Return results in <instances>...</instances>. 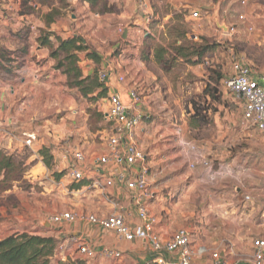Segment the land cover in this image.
<instances>
[{
    "label": "crops",
    "instance_id": "crops-1",
    "mask_svg": "<svg viewBox=\"0 0 264 264\" xmlns=\"http://www.w3.org/2000/svg\"><path fill=\"white\" fill-rule=\"evenodd\" d=\"M48 1L0 0V154L23 159L28 176L39 170L53 175L67 172L73 163V152L80 150L85 156L80 168L90 177L100 176L93 170L92 161L108 151L107 138L111 132L107 127L86 131L79 123L81 116L73 109L79 100L85 102L86 99L66 86L67 78L54 68L56 61L50 57V50L40 46L43 37L47 36L55 48L56 38L65 40L78 36L86 24H91L94 34L89 41H98L106 50L107 45L118 43L116 40L120 39L121 44L112 48V52L118 48L120 52L115 56L114 53H103L102 49L94 51L99 59L97 64L79 55L77 66L83 77L91 76L94 71L97 76L109 73L104 84L107 95L100 100L106 103L105 108H108L107 99L111 95L119 97L126 105L132 100L130 92H135L139 98L137 109L142 122L134 131V142L146 160L145 170L153 193L147 207L155 218V233L167 241L177 230L188 229L192 248L204 247L208 251L193 259L191 264H212V253H218L221 262L226 264H252L251 242L264 239V209L253 200L245 201V196L242 199L233 197L224 185L231 181L239 183L242 175L249 171V167L244 169L240 163V152L246 149L241 147V142L246 141L247 149L251 151L258 132L240 127L244 126L241 111L233 114L229 108L216 107L214 102L211 105L214 109L205 113L210 123L200 128L191 126L196 122L192 95L206 89L219 90L224 86L225 78L217 69L207 68L208 63L193 65L176 56L167 48L166 31L173 24L192 22L179 9V3L203 12L205 17H201V22L212 23L220 34H225L221 27L231 25L229 17L236 21L231 25L234 27L241 24L236 19L239 14L248 16L242 24H251L264 17V0H248L246 7L230 4L227 0H170V11L163 17L161 26H157L163 31L165 43L149 39L153 24L145 20V13L152 18L147 3L142 11L137 9L136 0H119L112 2L114 9L99 12L91 0ZM156 16L157 19L158 14ZM124 24L133 28L123 27ZM119 28L121 35H117ZM140 33L142 38L137 35ZM205 34L209 36V31ZM184 36L187 38V34ZM182 43L175 40L172 44L177 47ZM160 50L167 53L158 56ZM165 61L168 62L166 65ZM119 77L123 78L122 82H118ZM205 98L209 99L208 96ZM93 102L90 101L91 108ZM105 114L103 112L104 121ZM204 132H212V135L195 138ZM29 136L32 140L26 146ZM44 148L50 150V169L42 166L39 151ZM213 161L218 162L216 169H213ZM122 167L111 164L101 173L104 176L115 174L122 171ZM138 171V168L132 170L133 174ZM3 177L0 173V199L17 191L19 184L16 180L3 181ZM209 179L216 180L218 185L212 191L207 189ZM68 182L66 175L60 178L57 190L64 193L67 204L78 213L82 212V199L88 206L84 207L86 214L105 216L111 212L112 206L104 202L99 190H85L88 181L79 188L72 184L70 193L64 188ZM242 188L235 190L247 193ZM28 191L31 200L34 194L31 189ZM107 193L114 205L125 209L127 221L138 225L136 210L130 201L132 193L117 183ZM46 194L49 191L44 189L40 195L46 197ZM12 213L16 215L15 210ZM4 216L0 210V240L28 233L51 236L58 241L50 264H70L75 260L84 264H153L156 257L145 242L118 241L112 232L87 222L63 224L53 233L51 229H45L43 223L32 227L31 220L27 222L26 219L23 226L10 227L1 220ZM81 244L93 249L95 257L86 259L77 252L74 254V248ZM66 246L68 249L63 251ZM105 249L118 251L122 257L106 259L102 256ZM160 256L172 262L175 259L174 255L163 253Z\"/></svg>",
    "mask_w": 264,
    "mask_h": 264
},
{
    "label": "built area",
    "instance_id": "built-area-1",
    "mask_svg": "<svg viewBox=\"0 0 264 264\" xmlns=\"http://www.w3.org/2000/svg\"><path fill=\"white\" fill-rule=\"evenodd\" d=\"M113 3L119 0H111ZM230 4H237L240 7H246L248 0H227ZM136 6L139 10L146 9L145 0H136ZM179 9L187 15L192 22H200L201 17L198 11H193L185 3L178 4ZM264 14V10H263ZM151 16L145 13V20L149 23ZM236 19L240 23L246 22L248 16L239 14ZM225 33L234 31V26H227ZM251 31V27L249 28ZM118 32L122 34V29ZM109 73H100L98 80L105 84ZM123 78L119 77L118 82ZM224 87L241 111L243 122L253 127L264 137V73L256 72L250 66L239 60L232 61V72L229 78L224 82ZM132 99L129 105L124 104L121 99L111 95L107 99L108 108L105 114V121L110 126L111 134L107 138L108 151L105 154L96 156L92 161V168L100 176L98 178L86 175L80 166L85 161L82 151H74L73 163L66 172L68 181L77 185L80 182L88 181L84 185L86 191L99 190L104 202L112 206L108 215L97 216L82 213L62 212L51 215L48 219L50 225L60 227L63 224H72L74 222H87L104 231H110L118 241H143L147 244L150 251L156 254L153 264H191L197 256H203L208 253L206 248L191 246V232L188 229H179L173 233L169 240L163 241L154 231L155 218L150 214L147 202L153 198L145 170V156L141 149L134 142V131L142 122V115L138 112L137 105L139 98L135 92L129 93ZM30 138L25 142L26 146L31 143ZM196 160L203 164V160L196 156ZM122 165V171L115 174L103 175L105 169L110 165ZM192 167V166H191ZM138 168V172H132ZM133 174V175H132ZM117 183L123 185L127 191L131 192L130 201L136 210L138 225H131L126 219L125 209L114 205L107 190ZM250 200L245 197V201ZM252 264H264V239H253ZM77 253L80 257L91 259L96 253L85 244L77 247ZM174 255V262L160 256L161 254ZM55 254V253H54ZM102 256L106 259L119 260L122 255L120 252L110 249L102 251ZM212 264H226L221 262L218 253L211 254Z\"/></svg>",
    "mask_w": 264,
    "mask_h": 264
},
{
    "label": "rangeland",
    "instance_id": "rangeland-1",
    "mask_svg": "<svg viewBox=\"0 0 264 264\" xmlns=\"http://www.w3.org/2000/svg\"><path fill=\"white\" fill-rule=\"evenodd\" d=\"M93 6L97 7L99 12H103L104 10L114 9L115 6L112 4L111 0H91ZM46 2H49L46 0ZM147 5L150 7L149 10L152 14V18L150 19L152 26L151 35H149L150 41H159L164 42L165 39L163 37V31L159 29L157 26H161L163 17L170 11V0H145ZM136 4V1H135ZM224 4V3H223ZM114 7V8H112ZM156 14H158V18L156 19ZM200 17L204 16V13L199 12ZM232 17V16H231ZM230 24L233 25L236 21L234 19H230ZM124 26H129L127 28H133L131 25L124 24ZM91 24H86V27L81 29L78 34L86 44L90 51H96L102 49L103 53H114L115 56L119 55L120 48L116 49L112 52V48L116 47V44H121V40L117 39L113 45H107L106 50L99 46V42L96 43L92 41V34H94V28L92 29ZM166 27V25H165ZM227 27V26H226ZM251 27V31L249 28ZM116 28V26H114ZM228 28V27H227ZM92 29V31H90ZM151 30V29H150ZM166 30V29H165ZM209 31V36H206V32ZM168 33L167 40H169V44L167 48L169 50L175 49L172 44L175 40H179L182 43L185 51L189 52L191 55L193 52L197 53L203 49H205L206 45L210 46L207 50L206 56L203 61L199 63V65L208 63L206 65L207 68L211 67L213 69H217L225 78V81L229 78L232 72V61L239 60L250 66L256 72L264 73V17L261 16L256 20H253L251 24H238L234 31L231 33L220 34L212 23L204 24L203 22H191L187 21L186 24L180 25L178 23L173 24L166 31ZM187 34V38L184 36ZM117 35H121L117 31ZM139 38H142V33L137 34ZM136 35V36H137ZM119 37V36H118ZM91 38V41L88 39ZM99 38V37H98ZM175 39V40H174ZM153 47V44H150ZM177 49V48H176ZM142 53L143 51L140 50ZM85 57L84 54H80ZM194 55V54H193ZM206 58V59H205ZM19 66V65H18ZM74 94H79V92L74 89ZM80 95V94H79ZM193 98H196L199 103L205 102L208 104L210 101L209 107L213 110L214 108L211 106L212 102L215 103V106H224L225 108H229V110L233 114H237L240 112L237 107L238 101L235 102L232 100L231 95L227 91L226 87H222L219 90H216L214 93H210V97L207 100L202 96V92L196 93L192 95ZM212 99L214 101H212ZM102 98L97 99L93 102V107L89 106L90 101L86 99L85 102L79 100L76 103V107L73 111L76 110V113L80 114L79 123L81 122L83 126H85L86 131H97L102 128L110 126L105 123L103 120V112H106L105 106L106 103L101 102ZM229 111V112H230ZM241 116V113H240ZM242 117V116H241ZM85 119V120H84ZM80 123V124H81ZM245 122L240 126L245 130L256 131L253 127L248 128ZM248 128V129H247ZM257 132V131H256ZM212 135V132H204L198 134L195 138L209 137ZM253 149L248 151V144L246 141L241 142V147L246 148L245 151L240 152V160L242 168L247 169L249 167V171H246L242 177L239 179V183L237 181H231L229 183H225L224 187L233 197H237L238 199H242L244 196L249 197L250 200H253L255 205H261V209H264V138L259 133H257L256 140ZM244 160V161H243ZM19 161V160H18ZM43 162V161H42ZM34 163V162H33ZM32 163V164H33ZM217 161H213V169L217 168ZM34 165V164H33ZM44 166V165H42ZM41 166V167H42ZM40 167V168H41ZM45 167V166H44ZM26 169L23 172L16 176V181L19 182L17 191L13 194L9 195L4 199H0V210L1 216L4 214V217H1L2 221H6V225H18L16 228H19V225H24L25 219L27 222L31 220L32 227H37L39 224L43 223V227L45 229H51L50 232L56 233L62 226L58 227L56 225H49L48 219L51 215L62 213V212H73L77 213L76 208L67 204L66 196L64 193L58 192L57 183L63 176L66 175V172H62L60 174H49L44 170H39L35 175L28 176L26 175ZM30 175V174H29ZM27 178V179H26ZM13 180V179H12ZM216 180L209 179V186L207 189L210 191L214 190L216 185ZM86 182V181H84ZM31 183V184H30ZM219 183V182H218ZM232 183L235 185L233 186ZM215 185V186H214ZM55 186V187H54ZM73 187L72 184H68L64 186L65 189H68L70 193V189ZM242 188L247 193L236 192V188ZM31 189L34 195L29 199L28 190ZM44 189L49 191V194L45 196H41L40 194L44 192ZM27 192V193H26ZM66 192L70 197L69 193ZM244 197V198H245ZM81 201L82 206V214H86L85 202ZM86 207V208H84ZM16 211V215L14 216L12 212ZM12 211V212H11ZM30 213L33 215V218L30 219ZM42 227V225H41ZM68 246L64 248L63 251H66ZM74 254L77 252V248H74Z\"/></svg>",
    "mask_w": 264,
    "mask_h": 264
},
{
    "label": "trees",
    "instance_id": "trees-1",
    "mask_svg": "<svg viewBox=\"0 0 264 264\" xmlns=\"http://www.w3.org/2000/svg\"><path fill=\"white\" fill-rule=\"evenodd\" d=\"M55 42L57 46L54 48V44L45 36L40 46H45L50 50V57L56 61L54 68L60 70L67 78L66 86L70 89H76L83 98L89 101L105 98L107 88L98 80V73L94 71L91 76L83 77L81 70L77 66L80 54H84L86 58H90L95 64L99 63L98 57L89 50L85 41L79 36H74L65 40L56 38ZM209 48L211 47L206 45L205 49L197 53L193 52L190 55L189 52L185 51L186 47L184 48V46L180 45L172 49V52L176 56L185 59L187 63L196 65L203 61ZM160 51L161 54L158 56L161 57L164 53H167L164 50ZM167 63L165 61L164 65ZM208 90L206 89L202 92L204 98L205 96L210 97V93L216 91L215 88ZM212 101L214 100L212 99ZM192 103L193 118L196 119V122L191 126L200 128L209 124L210 121L205 114L211 109L209 105L205 102L199 103L196 98H193ZM39 155L42 157L44 166L50 169L52 161L50 150L44 148L39 151ZM23 164V159L18 161L0 154V173L4 175L3 181L16 180V176H19L25 169ZM84 184H86L84 181L80 182L76 185V188ZM57 247L58 241L51 236L28 233L10 235L0 240V264H50ZM70 264H84V262L75 260L70 262Z\"/></svg>",
    "mask_w": 264,
    "mask_h": 264
},
{
    "label": "water",
    "instance_id": "water-1",
    "mask_svg": "<svg viewBox=\"0 0 264 264\" xmlns=\"http://www.w3.org/2000/svg\"><path fill=\"white\" fill-rule=\"evenodd\" d=\"M221 28L223 29L224 32L227 31V27L225 25H223ZM28 138L32 139V136H29Z\"/></svg>",
    "mask_w": 264,
    "mask_h": 264
}]
</instances>
